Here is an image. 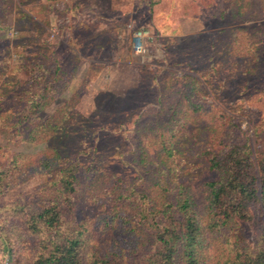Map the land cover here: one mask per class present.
<instances>
[{"label":"rangeland","instance_id":"374dc122","mask_svg":"<svg viewBox=\"0 0 264 264\" xmlns=\"http://www.w3.org/2000/svg\"><path fill=\"white\" fill-rule=\"evenodd\" d=\"M74 26L79 30L72 31ZM141 29L149 30L151 37L146 52L137 53L133 33ZM68 46L75 50L67 56ZM1 54L10 57L5 59L10 62L6 74L23 81L22 89L34 88L29 75L40 89L42 78L58 80L57 88L50 89L55 98L48 95L51 101L22 122L20 116L30 107L17 103L15 83H0V167L14 170L21 163L18 156L24 159L21 178L11 172L7 178L13 186L0 195L4 227V209L23 203L35 209L51 186L52 168L35 172L43 168L38 155L50 146H61L83 165L110 167L100 174L86 167L74 169L80 178L79 185L75 182L76 220H96L107 212L93 203L90 190L101 183L108 188L119 177L123 190L139 192L134 194L139 201L150 190L162 205L163 189L153 188L148 170L156 169L148 161L158 158L160 146L172 142L173 134L176 139L186 135L195 149L190 158L189 153L176 152L177 177L200 189L206 180L218 177L204 159L212 157L208 152L221 155L246 142L255 154L264 150V0H0ZM72 62H77L74 70ZM93 64L100 68H90ZM27 65L33 68L31 74H26ZM73 97L79 98L71 104L76 122L67 121L66 134H47V119ZM198 104L200 112L194 113ZM226 122L232 123V130L219 132ZM79 129H86L87 137L77 135ZM107 171L114 174L112 181ZM260 221L264 223V212L255 222L241 223L240 239L253 244ZM20 228L19 221L15 230L10 228L11 256H3L0 240V264H29L35 238ZM2 232L0 227V237ZM97 232V243L104 244ZM115 237L123 243L127 235ZM92 254L85 264H91Z\"/></svg>","mask_w":264,"mask_h":264},{"label":"trees","instance_id":"16d2710c","mask_svg":"<svg viewBox=\"0 0 264 264\" xmlns=\"http://www.w3.org/2000/svg\"><path fill=\"white\" fill-rule=\"evenodd\" d=\"M21 14L23 16L25 13L20 11ZM67 52L70 50L66 51L68 56ZM7 58L10 59L5 54L0 55V79L6 75L0 83L5 86L10 82L15 83L17 87L14 96L17 97V103L27 102L30 107L27 114L20 116L19 122H22L30 118V114H37L51 101L46 98L48 95L55 98L50 89L57 88L58 80L42 78L40 83L43 87L40 89L35 85L36 81L32 80L33 75H29V85L34 88L22 89L23 81L6 74L10 66V62H5ZM72 63L74 70L77 62ZM90 68L100 67L93 64ZM26 70V74L33 72L30 65H27ZM69 73L66 71L64 75L68 76ZM64 75L60 79L65 80ZM77 99L73 97L71 103L47 119V134L54 130L68 133L70 129L66 125L67 121L76 122L74 116L77 112L72 110L71 104ZM199 108L201 104L194 108V113H199ZM229 123L226 122L223 126L226 128L219 132L231 131L233 125ZM80 130H76L77 135L87 137V130ZM185 137L176 139V134L171 135L170 141L174 140L164 142L159 148L158 158L148 161L156 169L148 170L152 173L150 178L153 188L163 189L162 205L158 206L150 190H145L143 200L139 201L134 195L139 192L123 190L119 177L108 188L101 183L98 189L90 190L93 203L98 204L97 208L107 211L101 212L96 220L93 217H85L83 220L75 218L73 210L78 202L75 182L79 185L80 178L74 169L86 167L88 171L100 174V169L106 171L110 167L108 164L83 165L70 158L61 146L48 147L47 152L38 155L43 168H36L35 172L43 169L44 173L46 169L52 168L51 186L45 190L43 200L35 209L28 203L4 209L3 212L8 216L7 227L0 224L1 230L6 231L0 237L3 256L13 254V250L9 251L7 238L13 235L10 228L15 230V221H19L20 230L35 238L32 252L26 259L29 264H85L88 259L86 256L92 254V251V257L89 258L91 264H264V223L260 221L258 237L253 244L246 243L244 238L240 239L238 229L243 222H255L258 214L264 212V150L255 154L246 142L232 145L226 152L222 151L224 154L221 155V151L208 152L212 157L205 156L204 159L208 161L210 170L218 173V177L206 180L200 189L194 184L180 181V176L177 177L176 152L189 153V158L195 154V149L188 145L189 141ZM18 157L21 163L14 165V170L0 167V195L13 186L12 180L7 178L11 172L21 178L24 159L21 155ZM18 160L13 161V164H18ZM143 161L144 158L141 163ZM182 163L179 162V165ZM107 174L112 181L114 174L109 171ZM122 197L124 199L121 200ZM108 198L110 200L107 202ZM79 201L84 205L89 204L84 198H79ZM99 224V229H96L95 225ZM97 230L104 244L97 243ZM122 234L127 235L123 243L122 238L115 237ZM231 239L234 242L230 247L221 245L229 243ZM20 260L21 257L18 262Z\"/></svg>","mask_w":264,"mask_h":264},{"label":"built area","instance_id":"2783aa9c","mask_svg":"<svg viewBox=\"0 0 264 264\" xmlns=\"http://www.w3.org/2000/svg\"><path fill=\"white\" fill-rule=\"evenodd\" d=\"M133 34H134L133 39H134V37L136 38L135 42L133 40V45L135 46L136 52L137 53L146 52V44H148V42H149V41H147V39L149 37H151L149 30H146V29L142 30L141 29V30L135 31ZM153 41H154V43H157L155 36L153 37Z\"/></svg>","mask_w":264,"mask_h":264},{"label":"crops","instance_id":"0c3cea01","mask_svg":"<svg viewBox=\"0 0 264 264\" xmlns=\"http://www.w3.org/2000/svg\"><path fill=\"white\" fill-rule=\"evenodd\" d=\"M75 3H76V2H75ZM66 11H67V10H63L64 13H65ZM73 13H74V11H72L71 14L73 15ZM78 13H79V12H78ZM71 29H72V31H74V30H76V29L79 30V28H77V27H75V26L72 27ZM68 50H70V51H74L75 49L72 48L71 46H68Z\"/></svg>","mask_w":264,"mask_h":264}]
</instances>
